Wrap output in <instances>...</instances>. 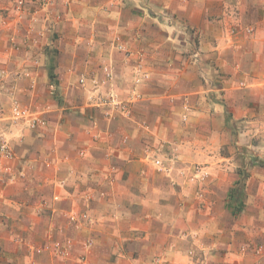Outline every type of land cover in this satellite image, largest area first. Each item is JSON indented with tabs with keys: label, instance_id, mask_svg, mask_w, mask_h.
Listing matches in <instances>:
<instances>
[{
	"label": "crops",
	"instance_id": "0c3cea01",
	"mask_svg": "<svg viewBox=\"0 0 264 264\" xmlns=\"http://www.w3.org/2000/svg\"><path fill=\"white\" fill-rule=\"evenodd\" d=\"M15 1L0 0V15ZM66 1L59 32L71 53L32 76L58 79L68 110L93 114L95 99L118 122L67 119L50 139L26 130L11 140L0 264H264V0ZM90 42L100 61L88 58ZM1 56L0 69L21 73L11 77L20 94L31 63ZM138 68L147 77L136 84ZM158 133L164 185L136 150ZM204 173L206 187L178 186ZM72 213L87 219L72 223ZM57 241L65 256L53 254ZM258 244L261 255H251Z\"/></svg>",
	"mask_w": 264,
	"mask_h": 264
},
{
	"label": "rangeland",
	"instance_id": "374dc122",
	"mask_svg": "<svg viewBox=\"0 0 264 264\" xmlns=\"http://www.w3.org/2000/svg\"><path fill=\"white\" fill-rule=\"evenodd\" d=\"M51 3V4H49ZM14 9H7L2 12L7 14H2L0 17V37L6 34V52H0V64H1V53L10 56V53H21L26 62L22 67L24 80L28 81V85L25 86L24 90L19 94V89L17 85L18 78L21 73L15 72L16 68L10 67L5 72L0 69V135L8 138L10 141L14 138H20L23 136L26 130L32 131L29 138L32 136L38 139H50V136L55 133L60 132L55 131L56 129L65 125L67 119L72 122H78V124L87 125L88 123H96L100 125H106L111 122V124L116 121L114 119L115 115L105 114L100 112L97 107L95 99H89V105L94 104L93 114L86 116L79 110L67 109V101L62 91L56 88L58 79L55 77L50 79V81L44 85H40L37 80L32 76V68H37L38 64L43 61V66L46 67V71H52L55 67L56 62L60 60L65 54L71 53L63 50L62 36L59 32V26L64 19V12L70 9V2L62 1L60 4L57 0H16ZM13 13V15H8ZM11 16V17H10ZM40 25V28H39ZM5 37V36H4ZM89 50L86 52L90 60H101L99 51H97L92 42H90ZM76 56L80 57V52H76ZM3 58V57H2ZM96 64V63H94ZM55 74V73H54ZM81 74L78 81V87L85 90L83 87V77ZM20 81V80H19ZM78 90V89H76ZM23 92V94H22ZM22 94V95H21ZM75 94H78L75 92ZM79 96H81L79 94ZM18 102L22 106L29 109L31 113H34L41 120V124L37 128L30 127L29 120L22 119L17 121L11 112L13 104ZM80 104V103H79ZM96 106V107H95ZM124 120L128 121V113L121 111L118 113ZM44 124H43V123ZM90 136V131L87 129L83 136ZM109 134L107 137H110ZM153 140L151 143L144 145H137L136 150L138 154L141 155L142 159H145V163L152 170V176H154V181L162 185L163 182V172L164 169L156 165V161L160 160L164 164V138L159 137L158 134L152 136ZM92 138V137H89ZM100 139V135L96 133L93 139ZM264 144V135L262 137ZM179 152V151H177ZM251 152V149H250ZM224 153V152H222ZM172 158V156H171ZM204 164H196L194 169H199ZM205 174V173H204ZM180 183L178 186H187L191 184L197 187H206L209 183L208 175L195 176V179H184L180 177ZM175 181V180H173ZM232 221V219H231ZM231 221L227 220L228 223ZM92 246V242L89 243ZM247 247V246H246ZM263 245H250L247 247L248 251H252L254 256L261 255L260 250ZM156 261V260H155ZM153 264H156V262ZM225 262H218V264H224Z\"/></svg>",
	"mask_w": 264,
	"mask_h": 264
},
{
	"label": "built area",
	"instance_id": "2783aa9c",
	"mask_svg": "<svg viewBox=\"0 0 264 264\" xmlns=\"http://www.w3.org/2000/svg\"><path fill=\"white\" fill-rule=\"evenodd\" d=\"M51 4V3H49ZM136 84H139L143 82L146 79V74L142 71L141 68L136 69ZM3 88V86H0V89ZM119 105L122 108V111L125 113H128V108L124 104H118L115 103V105ZM14 119L17 121H20L22 119L29 120L30 127L37 128L41 124V120L35 116L34 113H31L28 108L22 106L18 102L13 104L12 110H11ZM43 123V122H42ZM44 124V123H43ZM17 159V154L15 153L11 141L0 135V186H4L8 184V182H13L15 180L16 175L14 174V168L12 166V162H14ZM156 165L162 169H165L164 164L162 161L157 160ZM21 174V173H20ZM1 192V191H0ZM70 220L72 223L78 224L79 220L87 219V216L85 214H77L72 213L70 216ZM88 243L86 246H89ZM67 247L65 244H63L60 241L54 242L51 246L53 254L56 256H65ZM38 252H41L40 250ZM160 260L156 262V264H159Z\"/></svg>",
	"mask_w": 264,
	"mask_h": 264
}]
</instances>
